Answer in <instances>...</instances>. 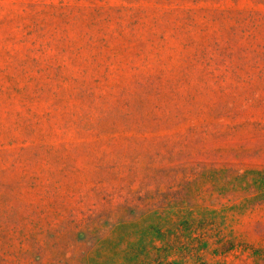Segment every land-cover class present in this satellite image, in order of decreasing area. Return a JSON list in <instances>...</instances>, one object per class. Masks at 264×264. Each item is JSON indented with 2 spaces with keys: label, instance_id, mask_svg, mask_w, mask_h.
<instances>
[{
  "label": "rangeland",
  "instance_id": "1",
  "mask_svg": "<svg viewBox=\"0 0 264 264\" xmlns=\"http://www.w3.org/2000/svg\"><path fill=\"white\" fill-rule=\"evenodd\" d=\"M0 264H264V0H0Z\"/></svg>",
  "mask_w": 264,
  "mask_h": 264
}]
</instances>
